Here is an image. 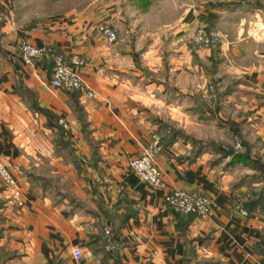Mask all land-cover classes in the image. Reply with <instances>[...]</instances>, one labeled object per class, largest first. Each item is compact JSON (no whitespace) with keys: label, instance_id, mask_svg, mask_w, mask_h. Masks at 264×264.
<instances>
[{"label":"crops","instance_id":"0c3cea01","mask_svg":"<svg viewBox=\"0 0 264 264\" xmlns=\"http://www.w3.org/2000/svg\"><path fill=\"white\" fill-rule=\"evenodd\" d=\"M135 1L122 26L113 0L105 18L97 0H0V158L25 196L16 205L0 183V264H264V195L236 207L264 194V173L215 147L240 133L264 169V0ZM197 25L222 39L178 41ZM19 40L85 55L94 97L53 87L51 59L26 63ZM156 138L160 186L128 164ZM174 187L207 194L212 213L174 212Z\"/></svg>","mask_w":264,"mask_h":264},{"label":"built area","instance_id":"2783aa9c","mask_svg":"<svg viewBox=\"0 0 264 264\" xmlns=\"http://www.w3.org/2000/svg\"><path fill=\"white\" fill-rule=\"evenodd\" d=\"M99 32L111 42L116 39V32L112 27L106 24L97 26ZM222 33L215 28L204 25H197L183 33L180 37L182 42H190L197 46H210L221 40ZM11 48L19 52L26 63L34 64L44 59L50 58L52 61V71L50 84L57 88L77 89L82 92L84 98L94 97V90L90 88L83 79L80 69L87 63L85 55L79 52L64 53L57 50L50 44H32L26 40H19L12 43ZM209 98L215 96L213 84L207 87ZM57 123L63 128L65 133H73L75 128L64 118H59ZM235 150L242 151V143L236 138L234 142ZM161 147L159 140L156 138L148 144L143 151L129 159V167L145 182L160 186L163 183L162 173L159 166L154 160V154ZM0 183L9 190L11 199L16 205L23 206L25 196L20 184L9 166L0 158ZM164 202L174 212L194 213L200 216H209L212 213L211 198L204 192L197 189H187L184 187H174L164 193ZM241 214H248V211L242 206V203L236 205ZM260 232L264 238V225L259 226ZM107 243L106 247L114 246V240L111 231L104 228ZM72 255L78 259L82 257L80 247L72 248Z\"/></svg>","mask_w":264,"mask_h":264},{"label":"rangeland","instance_id":"374dc122","mask_svg":"<svg viewBox=\"0 0 264 264\" xmlns=\"http://www.w3.org/2000/svg\"><path fill=\"white\" fill-rule=\"evenodd\" d=\"M81 1H82L83 4H85V1H88V0H81ZM108 2H109V0H107V3ZM136 2L137 1H135V0H113L114 10L115 9L118 10V13H120V15L122 16V20H120L121 21L120 23H122V26L125 25L127 22L124 20L125 17H123V15H122L121 12L126 11V14L134 13L135 9H138L137 7L139 6L138 2H137V4H136ZM97 3H98L97 10L98 11L100 10V12H101L99 15L98 14L97 15L98 16H103V18H105L104 12L106 11L105 8L107 7V6H105L106 0H97ZM65 4L68 5L69 3H65ZM99 24H106V23L104 21L103 22H99L97 24V26ZM106 25H109L110 27L113 28V30H115V32H116V39L113 40V41H111V42H115L118 39V29L115 26H113V25H110V24H106ZM180 37L181 36H178V41L179 42H182L180 40ZM210 105L212 107H215L217 105V103H215V100L211 98L210 99ZM183 132H184L183 130H178L177 135L179 136L180 133L184 134ZM232 134L233 135H232L231 143H229V142L227 143V141H226L225 142V145H222V146L225 147L227 150L230 149V148H232V150L234 152H244L247 149V146H246V143L244 141V138L240 135V133L233 132ZM236 138H238L241 141V143H242V147H243V150L242 151H236L235 150L234 142H235V139ZM157 139L160 142V139L159 138H157ZM208 144L213 146L214 145V142H211L210 140H208ZM160 145H161V143H160ZM242 177H244V174H242Z\"/></svg>","mask_w":264,"mask_h":264},{"label":"trees","instance_id":"16d2710c","mask_svg":"<svg viewBox=\"0 0 264 264\" xmlns=\"http://www.w3.org/2000/svg\"><path fill=\"white\" fill-rule=\"evenodd\" d=\"M60 128H62L60 126ZM178 133V130H173V135L174 134H177ZM215 147L221 151L222 154L224 155H230V162L233 163V162H243L247 165H250L251 167L257 169L261 174L264 173V169H263V164L259 161V159H257V157H252L251 154H250V150H249V147H247V149L244 151V152H234L232 150V148L230 149H226L225 147L223 146H218V145H215ZM252 196H250L247 200H245L244 202H242L243 206L245 207V209L247 211H251L255 204L260 202V200L262 199L263 197V192L260 191V192H257L256 195H255V192L251 194Z\"/></svg>","mask_w":264,"mask_h":264}]
</instances>
